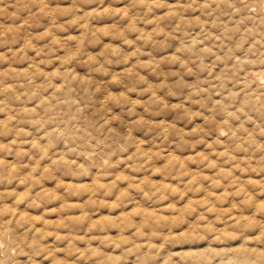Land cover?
<instances>
[{"label": "clouds", "instance_id": "obj_1", "mask_svg": "<svg viewBox=\"0 0 264 264\" xmlns=\"http://www.w3.org/2000/svg\"><path fill=\"white\" fill-rule=\"evenodd\" d=\"M0 264H264V0H0Z\"/></svg>", "mask_w": 264, "mask_h": 264}]
</instances>
